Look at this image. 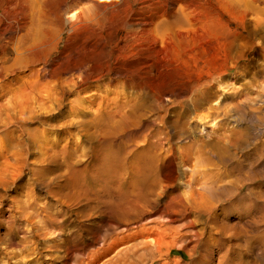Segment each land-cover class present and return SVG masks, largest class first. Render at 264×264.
<instances>
[{"label": "bare ground", "instance_id": "1", "mask_svg": "<svg viewBox=\"0 0 264 264\" xmlns=\"http://www.w3.org/2000/svg\"><path fill=\"white\" fill-rule=\"evenodd\" d=\"M175 1L181 3L180 12L166 16L156 12L161 0H19V12L49 13L33 16V29L27 36L32 45L19 59L21 65L42 64L29 83L32 90L12 95L2 110L8 121L15 115L20 135L15 152L6 155L7 160L15 159V165L3 166L0 183H13L28 170L37 176V188L46 185L50 194L71 203L69 214L82 223L69 233L68 220L58 222L57 213L42 215L20 208L21 218L29 227L39 225V236L65 235L64 264L161 263L170 252L168 239L178 235V228L171 225L190 216L196 218L187 225L193 228L202 220L203 231H197L191 247H187V264H195L193 256L200 250L204 253L198 264H206L214 258L217 242L229 253L231 245L220 243L224 236L245 237L244 246L250 252L257 242L256 232L242 226L240 208L239 219L230 225L225 221V209L215 205L229 192L238 204L245 200L237 193L243 179L231 177L248 159L237 157L223 137L216 141L209 136L196 139L195 131L181 122L204 100V91L217 80L219 72L228 71V66L218 64L205 72L209 70L206 59L229 56L230 24L223 23L225 12H208L200 19L199 12H191L187 0ZM221 2L239 11L227 12L237 21L253 16L250 23L260 25L259 16L264 17L259 10L264 0ZM7 8L3 1L0 11L7 12ZM246 32L252 35L256 30ZM204 76L207 79L202 80ZM177 80L186 82L181 93L164 90V81ZM101 85L103 93L125 87L130 99L109 102L111 111H98L93 119H79L81 112L73 107L65 111L70 103L67 97L89 90L97 92ZM180 94L190 97L179 102L182 111L177 121L168 124L160 116L163 102ZM54 117L57 122L69 119L51 126L47 122ZM35 123L42 128L63 129L68 137L81 139L82 146L73 152L59 149L55 138L53 149H45L48 135L32 128ZM13 132L5 135L7 142L12 141ZM39 155L50 159L42 162L50 169H31L27 160ZM230 164L234 168L226 171ZM209 165L223 171L213 175L205 169ZM87 171L91 179L78 184V175ZM30 198L32 203L42 201L34 193ZM143 221L156 225L131 228ZM211 232L216 233V240L209 236ZM8 243L16 245L12 237ZM20 243L36 244L33 239ZM94 244L99 246L91 249ZM36 250L33 248L31 254ZM225 254L218 257V264H231L232 259ZM183 263L180 257L175 264Z\"/></svg>", "mask_w": 264, "mask_h": 264}, {"label": "rangeland", "instance_id": "2", "mask_svg": "<svg viewBox=\"0 0 264 264\" xmlns=\"http://www.w3.org/2000/svg\"><path fill=\"white\" fill-rule=\"evenodd\" d=\"M3 1L4 3L7 2L8 8L6 9L7 12L0 11V146L5 144L0 152V175L3 173V166L6 164L9 167L15 165V159L7 160L6 155L15 152L14 149L18 145L16 137L20 135L19 130H16L18 125L15 123V115L8 121V116L2 110L5 102L12 95L32 90L29 83L35 78L34 73L42 64L36 62L21 65L19 59L32 45V41L27 36L33 29V16L37 17V14L49 13L19 12V0H0V6ZM187 1L192 7L191 12H199L197 18L200 17V19L204 18L208 12H225L222 15V20L223 23L230 24L231 31L228 35V41L232 47L229 56L222 54L217 58L206 59L209 63L207 66L209 70H205V72L212 71L215 66H219L218 64L228 66V71L219 72L217 80L212 83L207 91H204L206 92L204 100L200 101L191 112L192 114H189L188 118L182 119L181 122L195 131L196 139L209 136V139L216 141L223 137L225 138L223 142L227 143L228 148L237 157H241L243 160L248 159L231 177V179H235L234 177L243 179L239 184L241 189L237 193L241 197H245V200L238 204L233 193L229 192L222 195L215 205L225 209L227 214L224 217L228 224L233 225L239 216L243 215L242 226L245 230L254 231L257 234V242L251 252L244 246L245 237L229 239L224 236L220 243L225 241L231 245L229 253H226V248L219 246L217 242L215 243L214 258H211L206 264H218V257L222 255L223 258L225 253L232 259L231 264H237L239 261L244 264H264V17L259 16L262 20L260 25H256L254 21L250 23L254 20L253 16H247L244 21L242 19L235 20L233 15L227 12L239 11L225 3L223 5L222 0H194V3H191L190 0ZM180 5L181 3L175 0H161L160 4L156 5V12H163L164 15L169 16L173 12H180ZM138 7L140 6L135 8ZM259 10L264 12V3L259 4ZM67 13L64 16L65 20ZM248 30H256V33L248 35L246 32ZM201 75L202 73L196 74L192 83L195 84L196 79ZM205 79L207 78L204 76L202 80ZM164 82L165 91L178 90L181 93L180 89L186 85L185 81L179 82L178 80ZM103 88L104 86L101 85L97 92L89 90L82 94L70 95L67 97V102L70 103L65 111L68 112L73 107L81 112L79 119H93L98 111H111L113 105L109 107V102L122 101L121 103H123L130 99L124 92L126 91L125 87L117 86L108 93H103ZM95 92L96 94L93 95ZM189 97V95L180 94L171 97V101L165 100L163 102L164 111L160 116H164L168 124L177 121L183 106L179 102L186 101ZM68 119L65 118L57 122L56 117H54L47 123L54 126ZM116 119L118 120L119 117ZM5 122L6 125L1 124ZM31 127L37 129L40 134L48 135L47 143L43 144L45 149H53L52 143H54L55 138L59 149L66 148L73 152L82 146L81 139H77V136L68 137L63 129L42 128L38 123L31 125ZM10 131L15 132L11 136L12 141L7 142L9 139L5 135ZM238 144L241 145L239 149H237ZM55 149L57 150V148ZM33 151H37V147H34ZM30 159L27 160V163L30 164L32 170H40L44 167L51 168L50 165L42 164L45 160L50 161L46 157L42 159L39 155L32 156ZM233 168L234 165L230 164L225 170L229 171ZM79 169L81 170L83 167H79ZM205 169L213 175L223 171L211 165ZM168 171L165 170V172ZM36 177L26 170L13 183H0V264H64L63 240L65 235L58 237L57 234L55 237L39 236L36 234V227L39 225L29 227L21 218V207L41 212L42 215H48L49 211H51L50 213H57L58 222L68 220V233L82 223V220L69 214L70 202L61 201L59 197L50 194L46 191V185L42 186L41 189L37 188L35 185ZM78 177V184H86L91 179L90 171H87L86 174L80 173ZM89 187L91 188L90 184ZM32 193L41 197L42 201L37 202V204L32 203L30 200ZM233 204H237L236 207H233ZM239 208L242 210L240 215L237 212ZM221 211L219 210L218 214ZM66 213L69 214L68 217L64 216ZM195 218V216H190L183 222L171 225L178 228V235L176 238L168 239L170 252L161 263L175 264L180 257H182L183 264L190 262L187 247H191L190 244L195 238L194 234L197 231H203L202 220L196 222L193 228L187 225L189 222L195 221ZM142 225L149 227L156 224H148L143 221L134 224L131 228ZM209 236L213 240L217 238L215 232H211ZM11 237L13 243L16 244L15 246L8 243V239ZM24 239H33L36 244L33 247L26 243L21 244L20 242ZM98 246V244H94L91 249ZM33 248H37V250L31 254ZM202 253L204 251L200 250L194 254L195 264L200 262Z\"/></svg>", "mask_w": 264, "mask_h": 264}]
</instances>
